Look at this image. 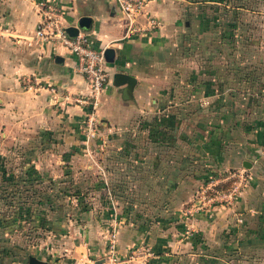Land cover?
Masks as SVG:
<instances>
[{
  "label": "crops",
  "instance_id": "crops-1",
  "mask_svg": "<svg viewBox=\"0 0 264 264\" xmlns=\"http://www.w3.org/2000/svg\"><path fill=\"white\" fill-rule=\"evenodd\" d=\"M52 1L66 28L105 49L100 136L85 142L88 107L70 99L89 93L74 55L54 43L26 44L40 19L36 0H0V46L1 36L22 44L15 59L0 56V126L26 145L34 176L52 182L36 186L49 200L38 198L44 217L35 221L50 225L54 241L28 244L22 257L8 252L0 264H29L30 257L35 264H98L113 225L118 252L147 243L154 252L148 264H248L239 255L262 256L264 78L220 53L221 33L234 30L248 6L150 0L160 27L127 34L113 0ZM29 75L36 86L21 88L18 80ZM234 170L249 176L234 205L198 203L209 177L222 182Z\"/></svg>",
  "mask_w": 264,
  "mask_h": 264
},
{
  "label": "built area",
  "instance_id": "built-area-1",
  "mask_svg": "<svg viewBox=\"0 0 264 264\" xmlns=\"http://www.w3.org/2000/svg\"><path fill=\"white\" fill-rule=\"evenodd\" d=\"M113 2L126 20L125 31L127 34L154 31L160 27V21L147 10L150 0H113ZM35 5L40 19L31 37L26 39V44L31 45L32 42L54 43L74 55L76 71L84 77L89 93L84 96H70V99L88 107L82 121L81 132L86 143L93 141L100 136V122L96 111L109 78L105 49L95 48L89 34L83 30L78 29L77 34L69 35L63 25L62 10L54 1L36 0ZM21 80L23 87L27 90L36 85V80L31 82L27 76H23ZM248 179L249 176L245 170L229 171L222 177V182L228 181L231 184L226 190H222L216 187L221 182H216L214 177H209L206 185L200 189L198 203L208 205L217 202L232 206ZM199 207V205L193 206V211L188 213L195 212ZM242 220L241 217L237 218L240 223ZM192 231L190 226H186L183 233L185 236H191ZM153 256L154 252L147 243L133 244L126 253H119L116 248V228L113 225L109 232L106 251L98 264H148Z\"/></svg>",
  "mask_w": 264,
  "mask_h": 264
},
{
  "label": "rangeland",
  "instance_id": "rangeland-1",
  "mask_svg": "<svg viewBox=\"0 0 264 264\" xmlns=\"http://www.w3.org/2000/svg\"><path fill=\"white\" fill-rule=\"evenodd\" d=\"M234 3L238 5L246 4L248 6V15L238 14V17L233 20L235 25L234 30L221 33L222 37L226 40V46H223L220 51L221 56L243 62L239 67H243L244 69L248 67V74L260 81L264 78V0H247L246 2L245 0H236ZM233 21L231 20L230 24ZM1 37H3L4 41L0 46V50L2 51L0 56L3 53L4 55L9 53L12 55L11 58L15 59L21 51L19 50V46L22 44L19 42L13 44L7 36ZM4 66V64H1L0 68L5 69ZM29 78L31 82L35 81L33 76L29 75ZM18 81L22 88V80L19 79ZM11 138L12 132L6 131L4 126H0V223L4 222V224L0 225V253L6 255L8 252H11L15 253L17 257H22L24 255L23 252L26 251L22 247L28 248V244H33L34 242H39L40 244L45 242V245L54 243L52 236L48 233L50 225L43 222V220L39 222L35 221L36 217H44V213L42 214L40 210H38L39 215L34 214L35 218L32 216L33 222L29 221V223L26 222L27 219L25 218H17L16 221H13V219H8V216L14 209L13 205L15 206L18 201H22L23 192L21 193V191L24 190L25 185L31 186V189H36L34 185L43 186L52 182H48L45 179V183L43 184L44 181H41V179H33L32 183H29L30 180L28 181L24 176L22 167L26 163L34 167L36 161H31L28 158L27 162L24 155L26 145L22 144L21 140H11ZM59 180H64L65 185L69 184V179L66 177L64 179L60 177ZM230 184L228 181L221 182L216 187L226 190ZM17 190H19L18 193ZM6 197L7 199H5ZM36 199L35 197V201ZM34 207H36V204L32 208ZM43 211L46 212L45 210ZM96 211L98 212V209ZM67 213H69L68 209ZM43 239L46 241H43ZM27 251L30 250L27 249ZM32 251H34V248ZM24 258L25 256L23 260ZM238 258L248 261V264H264V254L256 256V254L252 255L248 253V256L242 254Z\"/></svg>",
  "mask_w": 264,
  "mask_h": 264
},
{
  "label": "trees",
  "instance_id": "trees-1",
  "mask_svg": "<svg viewBox=\"0 0 264 264\" xmlns=\"http://www.w3.org/2000/svg\"><path fill=\"white\" fill-rule=\"evenodd\" d=\"M22 171L24 173V176L27 178V180L28 181L30 180L29 183H32L33 179H37V177L34 176V171L32 170L31 166L24 165L22 167ZM36 186L37 185H34V188ZM37 187H36V189H31V186L25 185L24 190L21 191V193L23 192L22 201H18V203H16L15 206L13 205L14 209L11 212V214L8 216V219L10 218V219H13V221H16L17 218H19V219L25 218V219H27L26 222H28V223H29V221L33 222L32 216H34V214L37 215L39 211L35 212L37 207H34V208H32V207L37 202L39 203L40 199L38 200V198H41L43 200H49V198L47 199V195L40 193L41 189H37ZM18 192H19V190H17V193ZM76 193L77 192L74 191L72 194L74 195ZM61 194H62V196H64V195L68 196L69 193L67 192V190H62ZM35 197L37 198L36 201H35ZM5 199H7V197ZM10 204H14V203H10ZM34 218H35V216H34ZM10 223H12V222H10ZM2 224H4V222L0 223V225H2ZM2 258H3V253H0V259H2Z\"/></svg>",
  "mask_w": 264,
  "mask_h": 264
},
{
  "label": "water",
  "instance_id": "water-1",
  "mask_svg": "<svg viewBox=\"0 0 264 264\" xmlns=\"http://www.w3.org/2000/svg\"><path fill=\"white\" fill-rule=\"evenodd\" d=\"M79 24H80V26H86L87 25L86 19L85 18L81 19ZM66 31L68 32L69 35H75L78 32V28L77 27H69V28H66ZM35 262H36V260L34 258L30 257L29 264H35Z\"/></svg>",
  "mask_w": 264,
  "mask_h": 264
}]
</instances>
